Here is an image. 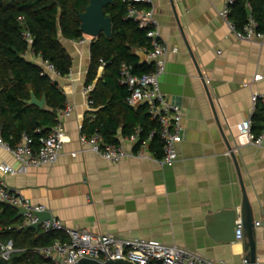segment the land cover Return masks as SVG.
Instances as JSON below:
<instances>
[{"label": "crops", "instance_id": "obj_1", "mask_svg": "<svg viewBox=\"0 0 264 264\" xmlns=\"http://www.w3.org/2000/svg\"><path fill=\"white\" fill-rule=\"evenodd\" d=\"M226 5L227 0L145 3L154 11L167 48L161 91L183 110V139L173 165L163 163V154L150 151L149 145L143 158L112 162L83 142L85 118L96 112L89 105L91 93L85 91L96 83H87L93 37H61L72 57L71 70L65 76L47 75L63 93L64 105L73 108L62 123L67 142L56 162L7 174L6 184L68 227L179 245L212 261L245 264L244 240L235 238L241 217L234 226L230 213L241 210L242 182L253 202L256 195L264 201V143L241 142L236 125L251 117L254 131L263 129V105L252 115L251 96L264 93V37L237 38L219 15ZM134 52L141 63L155 64L145 47ZM23 56L43 68L40 57ZM103 72L102 65L98 78ZM117 138L128 151L138 147L121 129ZM1 140L8 142L2 122ZM4 163L21 168L0 145ZM256 240V264H264V227L256 229Z\"/></svg>", "mask_w": 264, "mask_h": 264}, {"label": "trees", "instance_id": "obj_2", "mask_svg": "<svg viewBox=\"0 0 264 264\" xmlns=\"http://www.w3.org/2000/svg\"><path fill=\"white\" fill-rule=\"evenodd\" d=\"M89 1L0 0V124H4V136L10 144L18 143L26 132L37 146L40 138L56 125L57 109L65 106V97L57 84L48 75L41 74L40 66L24 58L27 44L21 37L19 17L25 18L34 36L35 53L54 64L59 75L65 76L69 74L73 61L61 43V37L74 41L83 39L80 14ZM113 1L112 5L104 8L105 15L113 21L112 36L108 38L101 33L93 38L91 44L87 83L93 85L96 81L91 91L96 112L92 113L94 118H85L82 130L87 136L99 131L105 143L118 144L119 129L122 135L131 136L139 128L140 145L158 128V124L150 119L146 105L133 107L127 102L129 91L119 83L120 66L125 62L132 66L134 74L143 75L153 72L154 64L141 63L134 52V49L146 46L147 34L136 22L126 19L128 1ZM136 5L146 8L144 3ZM249 9L257 22V29L264 31V0H236L231 5L229 20L241 30L248 22ZM102 65L104 72L98 78ZM31 91L38 99L46 96L48 109H39L25 103L31 98ZM259 112L264 117V107ZM252 130L256 135L261 133V130L255 132L254 127ZM148 145L149 150L158 156L163 154V142L158 134ZM22 221L23 216L18 215L16 207L0 203V239L3 243L12 242L14 248L20 250L12 255L9 264L43 263L44 260L34 254L32 249L51 245L56 240H66L65 234L59 231L18 230L17 226Z\"/></svg>", "mask_w": 264, "mask_h": 264}, {"label": "built area", "instance_id": "obj_3", "mask_svg": "<svg viewBox=\"0 0 264 264\" xmlns=\"http://www.w3.org/2000/svg\"><path fill=\"white\" fill-rule=\"evenodd\" d=\"M128 10L126 19L136 22L140 29L146 30L147 44L145 51L149 59L155 62L154 71L151 73L136 75L133 73L131 65L123 62L120 66L119 83L126 86L129 95L127 102L133 107L141 105L147 106V112L152 121L158 124V128L153 130L146 140H143L137 149L126 150L120 144L105 143L102 134L96 131L94 134L83 135L82 139L90 149L112 162H118L122 158L135 156L143 158L146 156L148 144L153 137L158 134L163 142L162 162L173 165L178 158L177 145L183 139V110L180 105L171 103L160 88V77L165 71V62L162 56L167 52V48L159 32V22L152 9L139 8L136 4L148 3L149 0H127ZM236 0H227V5L219 12V15L229 24L231 29L241 40H255L264 37V31L257 29V22L252 13L249 14L248 22L238 30L229 20L231 5ZM22 26L21 37L27 44L26 54L40 57L43 68L42 75L47 72L57 74V69L48 60H44L41 55L35 53L33 49L34 36L28 29L25 18L19 17ZM104 65V62H103ZM93 86H88L85 91L91 93ZM252 115L255 113L259 103L264 107V93L254 92L251 96ZM93 100L89 99V105ZM73 108L66 104L63 108L57 109V123L50 132L41 137L36 146L33 138L26 132L15 145L2 141L0 145L9 152L19 163L21 168L17 169L9 164H0V203L9 204L14 207L25 208L27 212L23 215V221L17 229L37 222L38 217L35 212L46 210L43 205L34 204L18 189L6 184L4 176L17 173L19 170H27L30 167H38L42 164L54 163L60 157L64 144L67 142V134L62 128L65 117L69 116ZM238 138L241 142L253 143L261 146L264 143V125L260 134L253 133L251 117L241 121L236 125ZM41 131L40 129L38 130ZM138 128L130 139L139 142ZM40 229L44 232L59 231L66 236L65 241L56 240L48 246L35 247L32 252L44 260L47 264H75L82 258H99L102 260L123 259L135 264H150L158 262L161 264H225L223 261H212L203 256L200 252L191 250L179 245H168L159 242L146 241L139 238H127L112 233H94L87 229L68 227L60 219L44 221ZM2 227H0V231ZM236 241L244 240V229L238 226L235 232ZM20 250L14 248L12 242L3 243L0 239V257L10 261L12 255Z\"/></svg>", "mask_w": 264, "mask_h": 264}, {"label": "water", "instance_id": "obj_4", "mask_svg": "<svg viewBox=\"0 0 264 264\" xmlns=\"http://www.w3.org/2000/svg\"><path fill=\"white\" fill-rule=\"evenodd\" d=\"M113 0H90L89 4L85 8L84 12L80 14L81 20V31L86 36H91L93 38L98 37L101 33L105 34L108 38L112 36L113 33V21L110 16L105 15L104 8L108 5H112ZM28 105H34L40 108H44L46 105V96L42 99H38L33 91H31V98L25 101ZM231 155L234 161H237L235 152L232 151ZM242 184L243 188V200L241 205V210L238 209L231 210V219L235 223L234 226H238L239 214L241 217V226L245 232L244 238V250L246 252L244 260L245 264H256L257 261V240H256V229L259 227H264V201L260 196H255V201L253 202L245 186ZM18 210V215L23 216L27 210L25 208L16 207ZM38 217L37 222L25 226V229H34L36 231L40 230L41 224L46 220H53L54 216L48 210L42 212H35ZM262 218V219H261ZM0 264H9V261L3 257H0ZM47 264V263H38ZM75 264H135L128 260L116 259V260H102L99 258H82Z\"/></svg>", "mask_w": 264, "mask_h": 264}, {"label": "rangeland", "instance_id": "obj_5", "mask_svg": "<svg viewBox=\"0 0 264 264\" xmlns=\"http://www.w3.org/2000/svg\"><path fill=\"white\" fill-rule=\"evenodd\" d=\"M14 254H15V253H14ZM14 254H13V255H14Z\"/></svg>", "mask_w": 264, "mask_h": 264}]
</instances>
